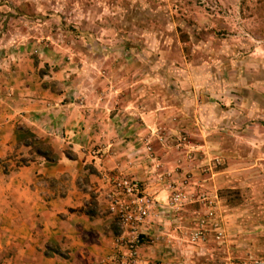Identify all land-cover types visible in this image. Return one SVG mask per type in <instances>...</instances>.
I'll list each match as a JSON object with an SVG mask.
<instances>
[{"label":"rangeland","instance_id":"obj_1","mask_svg":"<svg viewBox=\"0 0 264 264\" xmlns=\"http://www.w3.org/2000/svg\"><path fill=\"white\" fill-rule=\"evenodd\" d=\"M21 67L31 94L64 91L109 113L117 93L165 104L172 122L137 144L157 181L186 186L188 201L172 208L192 212L177 223V263L264 260V0H0V99ZM209 205L215 215L193 240Z\"/></svg>","mask_w":264,"mask_h":264},{"label":"crops","instance_id":"obj_2","mask_svg":"<svg viewBox=\"0 0 264 264\" xmlns=\"http://www.w3.org/2000/svg\"><path fill=\"white\" fill-rule=\"evenodd\" d=\"M23 72L21 67L15 82L3 87L0 99V252L6 256L1 264H111L120 230L108 195L110 179L120 173L138 179L158 201L142 227L146 242L137 264H179L183 246L173 238L184 235L183 224L177 223L192 212L168 206L170 183L157 181L141 153L144 145H138L143 138L156 140V126L172 122L165 116L167 106L117 93L121 99L109 113L64 91L44 87L31 94L28 72ZM85 85L88 96L98 94L93 79ZM32 138L50 145L58 160L36 154ZM96 145L97 155L92 153ZM158 151L163 161L175 157ZM219 181L216 177L214 186ZM159 233L167 239L165 247L147 244Z\"/></svg>","mask_w":264,"mask_h":264},{"label":"built area","instance_id":"obj_3","mask_svg":"<svg viewBox=\"0 0 264 264\" xmlns=\"http://www.w3.org/2000/svg\"><path fill=\"white\" fill-rule=\"evenodd\" d=\"M147 149H150V146H147ZM92 153L100 154V148H93ZM110 184L108 207L116 217L120 228V234L115 241L114 264H137L142 245V227L153 215L158 201L145 191L138 179L128 174L115 175L110 179ZM170 187L171 192L167 204L171 208H179L183 202L188 201L189 196L181 188L174 189L173 185ZM214 215V207L209 205L205 216L196 222L195 228L191 231L193 240L205 236ZM213 229L218 232L217 236L220 237L221 231L217 223H213ZM248 264H264V260L261 258L252 259Z\"/></svg>","mask_w":264,"mask_h":264},{"label":"trees","instance_id":"obj_4","mask_svg":"<svg viewBox=\"0 0 264 264\" xmlns=\"http://www.w3.org/2000/svg\"><path fill=\"white\" fill-rule=\"evenodd\" d=\"M32 140L33 141H30L29 143L31 144V146H32L33 150L36 152V154L45 157L49 162H56L58 160L57 153H55V151L53 150V148L50 145H45L42 142L35 140V138H32ZM21 161H22V163L26 162V160H21ZM230 202H233V200L231 199Z\"/></svg>","mask_w":264,"mask_h":264}]
</instances>
